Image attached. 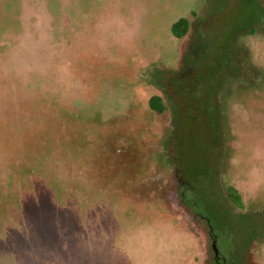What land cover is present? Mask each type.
<instances>
[{
    "label": "rangeland",
    "instance_id": "1",
    "mask_svg": "<svg viewBox=\"0 0 264 264\" xmlns=\"http://www.w3.org/2000/svg\"><path fill=\"white\" fill-rule=\"evenodd\" d=\"M230 9L231 0H0V264H212L178 199L159 95L181 60L169 30L179 18L253 33L223 73L209 172L244 204V216L213 224L220 264H264V21ZM201 147L193 140L207 187Z\"/></svg>",
    "mask_w": 264,
    "mask_h": 264
},
{
    "label": "flooded vegetation",
    "instance_id": "2",
    "mask_svg": "<svg viewBox=\"0 0 264 264\" xmlns=\"http://www.w3.org/2000/svg\"><path fill=\"white\" fill-rule=\"evenodd\" d=\"M252 1L253 0H231V9L234 10L239 17L240 14L237 12V8L244 6L246 14H248L249 17L262 18L260 22L264 21V10L260 8L257 0H254L253 3ZM255 10H257L258 14H256ZM223 19L224 17H222V20ZM241 19L243 20V18ZM232 21L235 22V19L232 18ZM260 22L255 24L260 25ZM223 23L229 25L232 22L229 23V21L225 19ZM215 24L217 23L204 21L192 25L191 21H186L184 33H182V36L179 38H183L186 43H191H188L189 45L184 51L181 60H178L176 68L174 67L171 73L165 74L164 87L161 89L163 95L161 93H159V95L165 102V109H167L170 114L171 111H175V115H173L174 112H172L171 115L168 113L170 116L168 117V125L171 127V131L167 136L169 145L172 148L171 153L174 161L173 165L175 166L172 165V168L176 172L179 190V193H177L179 194L178 199L183 207L190 209V211L192 210V214L196 218V231L198 233H205L210 245V254L213 258L212 264H220V256L216 237L214 235L213 224L217 223L218 226H221V224L225 223L229 218H237L241 215L244 216V204L240 197L239 199L236 197L238 194L236 193L235 195V193L228 188H224L225 193L223 196L221 195L220 191H218L216 175L211 170L209 172V178L211 180L209 182L204 181L206 184L205 186H207L204 187L201 183L202 181L199 180L196 174L195 155L192 156L187 153L186 145H184L183 142L186 141V139L187 141H195L199 136L204 138L205 146L208 150L205 152L203 159L206 160L209 170L212 153L216 145L218 143L220 144L221 141V134L218 130L220 128L219 124H221L218 98L219 91L222 88L221 85H227L229 83L226 75L223 73L226 70H230V64L233 66V64L235 65V63L237 64L240 62L239 53L235 49L237 44L236 41H238L239 37L243 35L244 32L249 34H251V32L246 28L242 33H239ZM228 45L231 52L228 51ZM201 47H203V49H201ZM207 74L210 79V84L208 86L204 85ZM192 82H194V85ZM192 88L196 93H200V89L208 88L211 93L212 113L210 114V119L214 124L215 130L209 134L200 135L195 127H191L192 129H188L187 133L185 132L184 124H189L190 122V119H185L186 97ZM150 110L162 114V111H158V109L154 107L150 108ZM177 143H181L182 145L180 146L181 153L179 152V154L176 153V148L173 146ZM190 173H192V176L189 175ZM196 177L197 181L195 180ZM190 186H194L193 190L197 192L196 197L194 195V200L191 199L192 196L189 194L192 190ZM186 192H188V196ZM197 196H204V204L199 203V197L197 198ZM193 208L195 211H193ZM236 208L243 210V214L238 213L237 210H235ZM199 222H203L202 224L205 226L206 230L201 228Z\"/></svg>",
    "mask_w": 264,
    "mask_h": 264
},
{
    "label": "trees",
    "instance_id": "3",
    "mask_svg": "<svg viewBox=\"0 0 264 264\" xmlns=\"http://www.w3.org/2000/svg\"><path fill=\"white\" fill-rule=\"evenodd\" d=\"M185 26H186L185 19H181L180 21L175 23L171 28L173 35L178 38L181 37L182 33H184ZM192 84L194 85V82H192ZM209 84H210V79L208 78V74H207L204 85L208 86ZM193 90L194 89L192 88L186 97L187 102H186V109H185V119L187 120L190 119V122L189 124H184V129H185V132L187 133L188 129H192L191 127H195L199 131L200 135L201 134L206 135L207 133L209 134L215 130L214 124L212 120L210 119V114L212 113L211 93L208 90V88L200 89V93H196ZM207 129L209 130V132ZM199 138L202 140V147L199 150L202 152L201 153L202 156H204L205 152L208 149L205 146L204 138H201V136H199ZM183 143L184 145H186L187 153L192 156L195 155L191 151L193 141H187L186 139V141H184ZM203 164H205L206 168H205V173L203 174L201 178H203L202 180L209 182L211 179L209 178V170L207 168L206 160L204 159H203ZM230 191L234 192V190L231 188H230ZM236 197L239 199L238 195H236Z\"/></svg>",
    "mask_w": 264,
    "mask_h": 264
},
{
    "label": "crops",
    "instance_id": "4",
    "mask_svg": "<svg viewBox=\"0 0 264 264\" xmlns=\"http://www.w3.org/2000/svg\"><path fill=\"white\" fill-rule=\"evenodd\" d=\"M181 19H185V18H179L177 21H175L173 24H171L170 25V28H169V30H170V34H171V37L172 38H174V40H177V41H179L180 42V51H181V54H183V51H184V39L183 38H178V37H175L174 35H173V33H172V30H171V28H172V26L175 24V23H177L178 21H180ZM189 19V18H188ZM188 19H185L186 21L188 20ZM179 55L180 56V58H181V56L182 55ZM162 58V57H161ZM162 59H164V57L162 58ZM54 197H52V199H53ZM51 199V200H52ZM50 200V201H51ZM52 202H54V203H56L57 202V200H52ZM48 217H50L49 215H48ZM113 221L115 222V225H116V230L119 228V224H118V220L116 219V217L113 215ZM108 220V219H107ZM96 221H98V220H96ZM104 227H105V224H104V221L101 223V225H98L97 226V228H95L94 229V231L95 232H98V231H100V230H103L104 231ZM106 242H111L110 240L109 241H106ZM109 246H111L110 244H109Z\"/></svg>",
    "mask_w": 264,
    "mask_h": 264
}]
</instances>
